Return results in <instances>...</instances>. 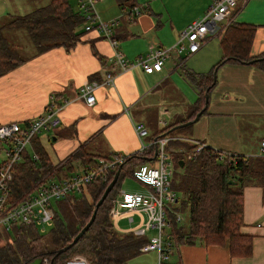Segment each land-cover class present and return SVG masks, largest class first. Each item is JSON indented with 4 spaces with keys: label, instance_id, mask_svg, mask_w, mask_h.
Here are the masks:
<instances>
[{
    "label": "crops",
    "instance_id": "obj_1",
    "mask_svg": "<svg viewBox=\"0 0 264 264\" xmlns=\"http://www.w3.org/2000/svg\"><path fill=\"white\" fill-rule=\"evenodd\" d=\"M211 1L134 0L131 7H119L116 0H98L95 11L99 18L102 21H114L112 38L116 40V50L128 66L126 70L122 71L114 64L115 50L109 40L95 30L80 29L83 34L70 50L54 47L38 54L31 51L23 61L0 75V124L15 122L25 126L36 116L48 113L49 109L55 111L56 125L38 134L35 141L52 164L60 165L52 176L43 178L45 181L63 180L80 172L83 165L79 158L69 160V157L81 146L84 151L93 154L131 155L136 153L140 145L133 128L135 123H142L146 128L147 136L142 142L147 143L155 136V132L174 122L177 116L168 114V110L173 109L174 99L166 97V92L169 93L166 87L170 86L178 92L167 79L174 68L170 61H174L175 57L165 59L162 69L150 74L145 73L136 60L143 58L151 47H171L190 22L202 17ZM8 4H13L12 0H0L1 13L4 5ZM241 8L237 7L235 13ZM2 15L0 19L5 16ZM253 26L256 30L250 54L258 56L264 53V27ZM209 39L189 56L198 53ZM178 57L179 63H174L176 68L181 67L183 62ZM221 65L224 67L218 86L232 88L233 81L229 82L227 77L230 72L236 73L244 79L243 88L238 93L241 98H235L237 102H230L229 105L213 107L209 112H206L210 104L207 102L205 112L195 122L197 124L201 119L206 121L196 127L193 123L175 136L200 141L226 156H264L260 147V141L264 140V124L261 126L257 120L262 116L261 121L264 122V70L254 64L225 62ZM106 73L114 76V85L97 88L94 91V103L86 105L79 96L80 87L89 80L101 82ZM190 73L183 72V76L190 80ZM153 75L159 77L151 83ZM237 80L234 79L235 82ZM255 89L263 91L260 110L256 108L257 104L253 103L250 94ZM191 105L187 104L184 112ZM166 115H169V120H161L160 117ZM216 116L222 117L216 119ZM257 127H261L262 131H255ZM260 133L262 136H259ZM28 147L29 155L35 153L33 144ZM149 165L147 163L141 167ZM55 177L58 180H53ZM120 184L117 195L121 191ZM139 184L141 189L135 192H148L144 183ZM179 215L181 221L176 224L186 226L182 215ZM134 218L137 219L135 223ZM121 219H126L130 226L118 227ZM111 221L117 231L128 232L136 227L139 217L130 215ZM170 230L171 226L167 230L169 234ZM239 231L252 239L250 256L232 257L226 246L174 243L167 261L169 264H264V188L248 186L243 189V224ZM154 234V230L150 229L145 236L148 240ZM135 258L127 264L133 263ZM155 262L156 253L151 264ZM69 264L80 263L70 261Z\"/></svg>",
    "mask_w": 264,
    "mask_h": 264
},
{
    "label": "trees",
    "instance_id": "obj_2",
    "mask_svg": "<svg viewBox=\"0 0 264 264\" xmlns=\"http://www.w3.org/2000/svg\"><path fill=\"white\" fill-rule=\"evenodd\" d=\"M116 2L119 7H131L134 0ZM82 24H85L82 13L73 10L69 0H47L26 14H6L0 19V75L23 61L16 54L19 47L3 34L6 29L13 30L16 35L17 31H23L32 52L38 54L54 47H62L66 51L73 48L83 34L79 29ZM255 30L253 25L237 21L223 25L217 34L221 60L216 66L232 62L254 64L264 70V53L258 56L250 54ZM212 76V72L190 73L197 90V101L188 107L184 118L176 117L174 122L155 132L153 138L161 135L176 137L190 128L188 125L173 129L192 120L198 112H205L204 94L208 95L215 85ZM37 138L31 141L38 155L37 163L31 161L25 150L15 167L14 195L26 192L32 184L52 176L60 168V165L49 161L43 148L35 142ZM167 148L175 159V171L170 182V188L176 194V202L171 205L169 213L172 243L220 245L226 246L232 257L250 256L252 239L239 231L243 224V189L248 186L264 188V156H222L219 151L205 147L187 159L185 153H192L194 144L185 139L172 140ZM114 154H93L81 146L69 160L79 158L83 167L88 164L98 166V160L107 162ZM179 160H183L182 167ZM154 162L153 147L141 154L127 155L121 164L108 172L104 181L91 182L83 186L78 195L56 201L52 205L54 220L48 233H40L36 227L19 225L12 226L10 232L0 229V264H29L42 257L47 258V264H69L76 255L84 257L88 264H127L142 254L140 249L148 240L145 235L117 231L109 210L123 178L132 176V172L142 165ZM119 166L117 182L96 209L91 225L72 247L56 255V251L70 243L89 220L96 202ZM185 211L188 213L187 224L178 226L174 220L175 213Z\"/></svg>",
    "mask_w": 264,
    "mask_h": 264
},
{
    "label": "built area",
    "instance_id": "obj_3",
    "mask_svg": "<svg viewBox=\"0 0 264 264\" xmlns=\"http://www.w3.org/2000/svg\"><path fill=\"white\" fill-rule=\"evenodd\" d=\"M96 1L98 0H77L79 11L85 19L84 31L95 30L109 40L115 50L114 64L122 71L126 70L128 66L116 50L117 43L112 38L114 21H102L99 18L95 11ZM245 3L246 0H212L202 17L190 22L180 32L179 38L171 47L155 50L149 48V52L143 58L136 60V64L145 73L150 74L162 69L170 53L180 56L183 53L189 55L196 52L208 37L217 35L223 25L235 22L239 12L237 10L235 13L236 8L243 7ZM113 79L114 76L111 73H106L101 82L89 80L80 87L79 96L86 105H92L95 101L94 91L101 86H113ZM54 113V110L49 109L48 113L36 116L25 126L15 122L0 124V152H4V160L0 162V229L5 232H10L14 225L36 227L40 233L44 232L46 227L52 226L54 202L80 193V189L91 182L103 181L108 172L117 164H121L123 158L127 156L115 153L107 162L99 160L98 166L85 165L80 172H75L70 177L57 182L41 179L32 184L26 192L14 195L12 183L15 167L21 161L22 154L31 144L32 139L42 131H48L56 125ZM133 128L140 140L137 153L141 154L148 148L153 147V150L155 148L154 164L145 167L143 171L132 172L133 177H137L139 182L148 187V192L120 191L112 200L109 215L112 220L137 215L138 224L128 232L137 236L145 235L150 229L155 232L141 247V252H155V264H169L167 260L173 243L167 230L171 226L169 213H171V205L176 202V194L170 189V172L167 169L170 165V151L167 144L172 140L183 138L161 135L143 143L142 139L147 136L146 128L142 123H135ZM185 140L194 144L193 152L185 153L187 159L206 147L200 141L188 138ZM260 147L264 154V140L260 141ZM30 159L37 163L38 155L31 153ZM174 220L176 223L180 222L181 216L175 213ZM70 261L88 264L87 260L80 255L74 256ZM47 262L46 257L40 258V264H47Z\"/></svg>",
    "mask_w": 264,
    "mask_h": 264
},
{
    "label": "rangeland",
    "instance_id": "obj_4",
    "mask_svg": "<svg viewBox=\"0 0 264 264\" xmlns=\"http://www.w3.org/2000/svg\"><path fill=\"white\" fill-rule=\"evenodd\" d=\"M194 3H197V1L200 0H193ZM46 2V0H12L13 4H8V6L4 5V10L0 14L6 15V14H16V15H23L30 11H32L34 8L39 7L43 5ZM70 5L73 10L78 11V2L77 0L70 1ZM2 15V16H3ZM201 18V17H200ZM199 18V19H200ZM236 21L239 23H247V24H253L258 27H264V0H247L246 4L240 9L239 13L237 14ZM113 28V26H112ZM79 29H84V25L82 24ZM17 35L13 30L6 29L3 34L8 37V39L12 40V42L19 47L17 51V56L20 58L27 57L32 50H31V44L28 40V37L25 35V33L21 30L17 31ZM210 39L201 47L198 53L189 56L187 53H183L178 57L175 54L170 53L169 57H175L174 61H170L174 68L173 72L169 73L170 75H167V79L174 87H176L177 91H173V89L170 88V86H167L166 90L169 91V93L166 92V97L171 96L174 101L172 102L173 109L170 108L168 110V114H172V116H177L179 118H184L185 116V108L187 107V104H194L197 99V90L194 85V82L192 81L191 77L190 80L186 78V76H183V72L186 73L191 72L194 74H208L210 72H215V78H216V85L211 89V91L208 94V104L207 105V111L209 112L213 107H222L225 105H229L230 102H237L235 101V98H241L238 93L242 90V82H244V79H242L240 76H237L236 73L230 72L228 74V80L229 82H232V88H228L227 86L220 85L218 86V82L221 78V69L224 67V65L216 66L219 61L221 60V50L219 47V40L217 35H213L209 37ZM115 40V39H114ZM116 41V40H115ZM15 47V48H17ZM155 47H151V50H155ZM150 50V49H149ZM149 52L148 50L146 53ZM176 57L181 58L182 66L176 68L174 63H179L180 60L176 59ZM170 58V59H171ZM167 59V58H166ZM177 69V70H176ZM151 83L155 82L157 78L159 77L156 75L151 76ZM237 78L238 80L235 82L234 79ZM221 84V83H220ZM228 92L229 94H227ZM251 94V98L253 100V103L257 104L256 108L260 110L262 107V98H263V91L262 90H254ZM245 97V96H242ZM171 100V99H170ZM248 100V98H247ZM169 115L164 116L161 118V120H169ZM171 116V115H170ZM222 116H216V119H220ZM258 123L263 126L264 122H262V116H259L257 118ZM206 121L205 119H201L199 123H203ZM199 123L196 124L194 122L193 126L196 127L199 125ZM262 131L261 127H257L255 131ZM242 132V131H241ZM245 133V131L243 132ZM248 135V132H246ZM262 133L259 134V136ZM27 151H30V148H26ZM170 155V165H168L167 169L170 172L169 181L171 182L173 172L175 171V159L171 153ZM4 160V152H0V162ZM145 169L144 167H141L140 169L143 171ZM140 171V172H141ZM13 177H15V174L13 173ZM14 179V178H13ZM53 180H58V177L53 178ZM57 182V181H53ZM137 177H133L131 175L126 176L120 184V190L125 192H135L137 190L141 189V185L139 184ZM171 189V188H170ZM12 190H14V181L12 183ZM182 220L185 224H187L188 220V213L187 211L183 212L182 214ZM137 219L134 218V223ZM88 222V221H87ZM86 222V223H87ZM85 223V224H86ZM129 223L126 219H121L118 223V227L120 228H126L129 227ZM50 230V227H46V232L48 233ZM73 246V245H72ZM71 246V247H72ZM154 252L150 251L144 254H140L138 257H136L131 264H151L153 262L154 258Z\"/></svg>",
    "mask_w": 264,
    "mask_h": 264
},
{
    "label": "water",
    "instance_id": "obj_5",
    "mask_svg": "<svg viewBox=\"0 0 264 264\" xmlns=\"http://www.w3.org/2000/svg\"><path fill=\"white\" fill-rule=\"evenodd\" d=\"M212 80H213V83H215V72L213 73ZM207 102H208V98H207V94L205 93L204 94V103H205L204 108L206 107ZM200 114H201V111L198 112L192 120L187 121V122L182 123V124H179V125H176L175 127H173V129H177L180 127H185V126L193 124L199 118ZM154 152H155V148H154ZM178 163H179L180 167L183 166V160H179ZM119 170H120V166L117 168V170L115 171L111 181L108 183V185L104 189L101 197L96 202L95 208H94L93 213H92L91 217L89 218L88 222L78 231V233L75 235V237L72 239V241L70 243H68L66 246H64V247H62L56 251V255H59L60 253L66 251L72 245H74L77 242V240L85 233V231L88 229V227L91 225V223L93 222L94 217H95L96 209L101 205V203L104 201V199L107 197L109 192L112 190V188L116 184L117 178L119 175ZM228 183L231 184V181H229ZM29 264H40V259L39 258L34 259Z\"/></svg>",
    "mask_w": 264,
    "mask_h": 264
}]
</instances>
